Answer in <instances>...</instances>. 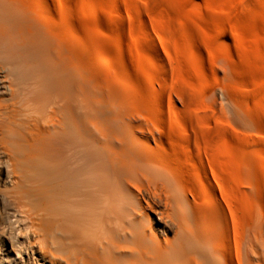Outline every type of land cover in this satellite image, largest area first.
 <instances>
[{
	"label": "bare ground",
	"instance_id": "6f19581e",
	"mask_svg": "<svg viewBox=\"0 0 264 264\" xmlns=\"http://www.w3.org/2000/svg\"><path fill=\"white\" fill-rule=\"evenodd\" d=\"M39 2L0 0V264H264L260 214L230 227L205 170L181 166L155 119L90 84L85 39ZM195 127L184 144L199 143Z\"/></svg>",
	"mask_w": 264,
	"mask_h": 264
},
{
	"label": "rangeland",
	"instance_id": "374dc122",
	"mask_svg": "<svg viewBox=\"0 0 264 264\" xmlns=\"http://www.w3.org/2000/svg\"><path fill=\"white\" fill-rule=\"evenodd\" d=\"M86 1L93 10L83 0L39 4L73 42L85 39L90 84L109 85L120 103L156 120L181 166L205 170L230 227L253 212L264 224V0ZM190 126L204 136L197 145L180 139Z\"/></svg>",
	"mask_w": 264,
	"mask_h": 264
}]
</instances>
